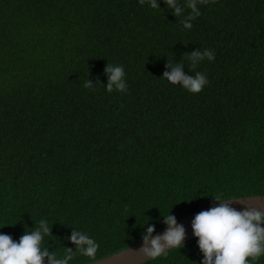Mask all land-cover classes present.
I'll return each mask as SVG.
<instances>
[{"label":"trees","instance_id":"obj_1","mask_svg":"<svg viewBox=\"0 0 264 264\" xmlns=\"http://www.w3.org/2000/svg\"><path fill=\"white\" fill-rule=\"evenodd\" d=\"M176 2L180 16L165 0H0V234L44 221L42 251L62 260L81 232L98 260L168 215L264 194V0H207L192 21ZM205 50L214 60L191 68ZM169 63L208 83H170ZM108 65L125 92L106 90ZM203 260L194 237L142 264Z\"/></svg>","mask_w":264,"mask_h":264},{"label":"clouds","instance_id":"obj_2","mask_svg":"<svg viewBox=\"0 0 264 264\" xmlns=\"http://www.w3.org/2000/svg\"><path fill=\"white\" fill-rule=\"evenodd\" d=\"M141 4L145 0H139ZM152 8H158L156 0H149ZM169 8L175 9V15H181V8L176 0H165ZM198 3H207V0H187V8L191 13L187 16V21H192L200 15L197 7ZM182 21L185 29H191V22ZM209 61L214 60V53L210 50L193 52L187 58L192 61L191 68H195L197 63L204 58ZM171 72H165L166 78L172 84H180L192 94L200 93L208 83L207 77L196 72L194 76L185 75L182 66L177 64L172 66ZM105 72L109 76L106 90L111 93L114 89L120 92L126 91L125 73L122 66L108 65ZM93 85L86 81L84 87L90 88ZM219 201V198H217ZM168 230L162 236L151 239V247H143L140 252L148 258H157L166 254L165 249L178 247L182 244L185 231L182 226H176V219L172 215L165 217ZM192 228L194 235L198 237L199 249L204 255L202 264H249V260H256L264 255V213L256 210L236 211L226 203L213 207L210 210L202 211L196 215ZM43 231V235L41 232ZM154 227H149L143 239L148 242ZM50 228L44 221H40V227L32 232H25L18 242L14 241L10 235L0 234V264H43L44 258L49 257L50 264H68L73 259L75 253L96 260V253L99 245L86 234L73 232L70 239L77 245L76 252L71 249L65 252V258L56 259V253L51 256L45 250H41V242L44 235H50Z\"/></svg>","mask_w":264,"mask_h":264},{"label":"water","instance_id":"obj_3","mask_svg":"<svg viewBox=\"0 0 264 264\" xmlns=\"http://www.w3.org/2000/svg\"><path fill=\"white\" fill-rule=\"evenodd\" d=\"M221 203H226L229 207L233 208L236 211H240V212H243L245 210L256 209L264 213V194L233 197V198H228V199H225L219 202H215L211 205L202 207L176 221V226H182L185 231V236H184L182 243L196 237L194 235V231L192 228V223L196 215L202 211H207L213 207L220 206ZM167 230H168V226L150 235L147 243H145L144 239H141L140 241H138L132 246H129L123 250H120L109 256H106L104 258L95 260L87 264H142V263H145L153 258H148L146 256H143L140 250L143 247L150 248L151 239L155 238L156 236L164 235ZM169 249L171 248H167L165 249V251Z\"/></svg>","mask_w":264,"mask_h":264},{"label":"rangeland","instance_id":"obj_4","mask_svg":"<svg viewBox=\"0 0 264 264\" xmlns=\"http://www.w3.org/2000/svg\"><path fill=\"white\" fill-rule=\"evenodd\" d=\"M93 262V261H92ZM90 263V262H89ZM87 264V263H86Z\"/></svg>","mask_w":264,"mask_h":264}]
</instances>
